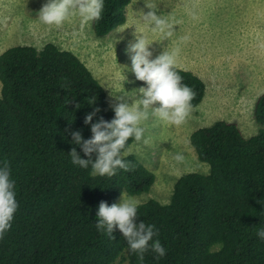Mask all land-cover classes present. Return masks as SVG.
Segmentation results:
<instances>
[{"label":"trees","instance_id":"trees-1","mask_svg":"<svg viewBox=\"0 0 264 264\" xmlns=\"http://www.w3.org/2000/svg\"><path fill=\"white\" fill-rule=\"evenodd\" d=\"M130 1L104 0L102 18L92 22L96 38L124 25ZM174 70L196 93V107L203 82ZM94 108L101 111L92 123L114 119L103 87L70 51L47 43L41 50L14 46L0 54V164L10 166L19 205L0 239V264H139L118 229L115 239L97 231L98 206L117 203L122 192L147 194L155 176L124 154L134 139L122 152L130 171L93 177L90 167L71 163L73 147L87 159L70 133L91 138L84 119ZM253 120L261 128L249 138L220 120L191 133L208 173L180 176L166 204L139 203L137 222L155 225L154 239L166 250L160 258L147 252L143 264H264V240L256 235L264 228V94Z\"/></svg>","mask_w":264,"mask_h":264},{"label":"rangeland","instance_id":"rangeland-1","mask_svg":"<svg viewBox=\"0 0 264 264\" xmlns=\"http://www.w3.org/2000/svg\"><path fill=\"white\" fill-rule=\"evenodd\" d=\"M45 3L0 0V54L14 46L41 49L47 43L70 51L103 87L113 106V97L134 100L131 92L147 86L136 80L125 49L137 33L152 43L153 59L164 50L175 52V68L203 82L204 97L182 125L150 115L141 125L143 139L124 153L134 155L155 176L147 194L131 196L139 203L153 199L166 204L180 176L208 173V165L197 159L189 142L195 130L220 120L235 124L249 138L261 128L253 120V108L264 94V0H131L124 25L103 38L94 36L92 22L84 24L76 15L59 28L40 23L37 13ZM145 4L156 5L157 15L168 19L171 36L152 32L141 21L139 12L148 11ZM177 152L184 155L183 163L173 159Z\"/></svg>","mask_w":264,"mask_h":264},{"label":"clouds","instance_id":"clouds-1","mask_svg":"<svg viewBox=\"0 0 264 264\" xmlns=\"http://www.w3.org/2000/svg\"><path fill=\"white\" fill-rule=\"evenodd\" d=\"M145 7L148 9L147 13L139 12L141 21L152 32L171 36L172 26L165 16L157 15L156 5L145 4ZM103 9L104 0H47L37 13V19L44 25L59 28L76 15L82 23L87 24L99 21ZM151 45L145 36L136 33L135 41L129 44L128 49L125 46L130 53L132 73L136 80L147 86L131 92L135 96L134 100L125 96L113 97L116 103L112 106L114 119L110 122L101 117L96 123H92L93 118L101 111L99 108L86 114L84 123L91 125V138L84 140L81 131L70 133L72 143L79 146L87 157L81 158L73 147L69 153L71 163L83 169L90 167V175L93 177H112L117 174L118 169L126 172L131 170L130 163L122 158V152L130 139L136 142L143 139L145 129L141 125L150 115L167 124L179 126L194 109L192 101L196 93L182 83V77L174 70L176 53L164 50L153 59V53L149 50ZM173 159L177 163H183L185 157L177 152ZM18 207L15 182L11 179L8 162L4 161L0 164V239L11 228ZM138 207V200L122 192L120 203H113L111 206L106 202L99 204L95 227L98 232L105 233L112 239H115L114 230L118 229L126 240L129 251L137 256L139 264H143L147 252L151 251L160 258L166 254V250L159 239H154L158 235L155 225L137 222ZM256 235L264 240V228L258 229Z\"/></svg>","mask_w":264,"mask_h":264},{"label":"crops","instance_id":"crops-1","mask_svg":"<svg viewBox=\"0 0 264 264\" xmlns=\"http://www.w3.org/2000/svg\"><path fill=\"white\" fill-rule=\"evenodd\" d=\"M126 12H127V8H126Z\"/></svg>","mask_w":264,"mask_h":264}]
</instances>
